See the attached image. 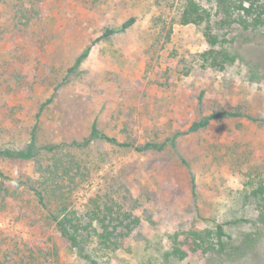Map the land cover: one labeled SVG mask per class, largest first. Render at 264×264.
Returning a JSON list of instances; mask_svg holds the SVG:
<instances>
[{"label": "rangeland", "instance_id": "1", "mask_svg": "<svg viewBox=\"0 0 264 264\" xmlns=\"http://www.w3.org/2000/svg\"><path fill=\"white\" fill-rule=\"evenodd\" d=\"M197 2L200 24L181 22L187 0H0V147L24 149L33 131L55 147L0 157L17 179L0 177V264H91L50 216L63 208L83 223L101 210L120 217L108 245L83 231L81 247L101 264H212L168 254V235L200 227L216 240L223 222L238 244L259 230L264 0ZM223 110L239 116L189 130ZM94 123L130 145L92 138ZM147 142L165 147L137 150ZM260 237L227 264H264Z\"/></svg>", "mask_w": 264, "mask_h": 264}, {"label": "trees", "instance_id": "2", "mask_svg": "<svg viewBox=\"0 0 264 264\" xmlns=\"http://www.w3.org/2000/svg\"><path fill=\"white\" fill-rule=\"evenodd\" d=\"M204 16L200 11L199 5L197 0H187V5L183 11L181 22L183 24L189 23H196L200 24L203 22ZM134 19L127 21L124 24L125 27H129L134 23ZM114 30L106 31L100 38L108 37ZM208 37V42L211 45L216 43L215 37H213L212 33L206 32ZM91 47L88 48L77 58L76 63H74V69L77 68L80 63L89 55ZM211 52H214L213 48H211ZM224 63L226 61H232L235 57L231 56L229 53H224ZM44 106L41 107L43 110ZM39 110V111H41ZM239 116V113L232 112L229 110H223L218 112H212L209 115L201 118L192 123L190 126V131H197L203 127H207L210 122L214 119L224 118V117H233ZM90 136L92 138H100L107 140L109 142L119 144L122 146H128L130 144L125 142H120L116 137H111L106 133H102L98 128L97 124L94 123L92 127V131ZM165 147L164 143H157V142H147L144 145L137 146V150L145 151V150H163ZM54 146H39L37 144L35 132L33 131L31 141L28 146L24 149H12V148H4L0 147V157L6 159H22V160H30L35 159L42 150H54ZM0 177L7 179L9 181H17V179L7 175L0 169ZM31 189L35 192L36 196L38 197L39 202L41 205L47 207L46 195L43 191L39 190L37 187L30 186ZM254 196L258 199V231L247 233L244 239L235 244L231 241V236L226 232L225 224L223 222H217L215 226V234L216 240L212 237V233L207 228H200V227H192L189 229H184L180 231H176L170 235H168V246L169 252L168 254L177 257L179 259L186 258L190 253H199L201 252L210 255L212 260V264H227V260L235 259L240 254L246 253L254 249L257 245L258 240H260V235L264 234V185H260V187L254 190ZM64 210V211H63ZM60 213L51 212L50 216L54 222L57 223L59 230L61 231L62 235L67 238L72 247L77 251V253L87 260L90 261L91 264H101L97 259L93 258L92 255L86 253L81 244L83 242V231L89 226H92V230H94L95 235L100 238L105 244L113 242L114 233L117 231L118 225H112L113 220L120 218L116 216L112 209L103 212H96L94 215H91L86 223H83L81 220L75 216V222L70 217L72 212H65L66 208H63ZM103 212V213H102ZM124 218H121L122 224L124 223ZM97 221L98 227L94 224ZM132 222V221H131ZM124 228L127 230L130 229V224H126ZM120 235L126 237L128 233H119ZM224 238H228L225 240Z\"/></svg>", "mask_w": 264, "mask_h": 264}]
</instances>
